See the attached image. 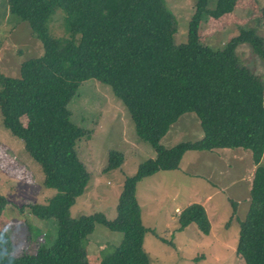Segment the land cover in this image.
<instances>
[{
  "label": "trees",
  "instance_id": "1",
  "mask_svg": "<svg viewBox=\"0 0 264 264\" xmlns=\"http://www.w3.org/2000/svg\"><path fill=\"white\" fill-rule=\"evenodd\" d=\"M1 1L9 15L27 23L43 50L42 56L21 63L17 77L0 74V117L2 127L40 168L43 187L55 192L44 205L25 208L39 221L54 222L55 233L53 228L54 234L44 237L36 255L17 258L3 237L7 243L0 245V264H39V257L45 264H89L88 239L96 225L122 236L118 245L99 248L98 264H151L136 185L158 172L178 170L188 151L235 149L249 151L255 166L235 254L244 264H264V86L235 53L247 45L264 62V5L263 36L247 28L219 49L200 42V24L232 12L236 0H194L187 40L180 45L174 43L176 20L164 0ZM55 19L61 20V37L51 34ZM88 80L109 87L135 135L155 152L125 179L113 220L101 213L70 214L90 176L76 154L85 134L72 123L68 105ZM186 114L196 116L203 138L165 149L161 139ZM121 163L122 156L111 151L106 169L116 170ZM6 204L0 195V210ZM177 224L180 231L195 225L202 235L210 234L200 204L182 209Z\"/></svg>",
  "mask_w": 264,
  "mask_h": 264
},
{
  "label": "rangeland",
  "instance_id": "2",
  "mask_svg": "<svg viewBox=\"0 0 264 264\" xmlns=\"http://www.w3.org/2000/svg\"><path fill=\"white\" fill-rule=\"evenodd\" d=\"M164 1L176 20L174 43L183 44L194 0ZM263 5L264 0H236L232 12L217 19L207 18L200 24V42L222 49L232 36L247 28H255L263 36ZM60 21L55 19L50 24L53 36H63ZM42 51L27 23L9 15L0 0V74L17 77L21 63L42 56ZM235 53L264 86V62L247 45L238 46ZM68 109L72 123L85 134L76 143V154L90 176L70 214L78 218L101 213L113 220L125 179L132 177L140 164L154 159L155 152L135 135L126 109L109 87L95 80L81 84ZM20 121L26 125L25 118ZM202 134L196 116L186 114L170 127L160 144L171 149L180 143H196ZM111 151L122 156V163L118 169L107 171ZM261 165L264 166V157ZM254 171L251 153L246 150L188 151L178 170L161 171L140 181L135 196L142 224L149 231L143 244L151 264H244L235 248L239 223L248 209ZM42 181L40 168L24 151L22 142L2 127L0 117V195L7 202L0 210V235L10 243L13 257L36 255L44 237L50 236L53 228L55 233L54 222L39 221L25 209L28 205H44L55 193L45 189ZM194 203L200 204L208 216V236L202 235L195 225L178 230V214ZM121 237L96 225L88 239L89 264L99 263L100 247L118 245ZM38 262L45 264L40 257Z\"/></svg>",
  "mask_w": 264,
  "mask_h": 264
},
{
  "label": "clouds",
  "instance_id": "3",
  "mask_svg": "<svg viewBox=\"0 0 264 264\" xmlns=\"http://www.w3.org/2000/svg\"><path fill=\"white\" fill-rule=\"evenodd\" d=\"M6 243L7 241L3 237H0V245H4Z\"/></svg>",
  "mask_w": 264,
  "mask_h": 264
}]
</instances>
